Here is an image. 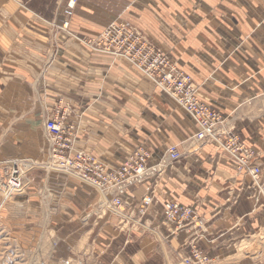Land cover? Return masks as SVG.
Instances as JSON below:
<instances>
[{
	"label": "crops",
	"instance_id": "0c3cea01",
	"mask_svg": "<svg viewBox=\"0 0 264 264\" xmlns=\"http://www.w3.org/2000/svg\"><path fill=\"white\" fill-rule=\"evenodd\" d=\"M81 1L68 34L57 14L67 0H0V168L24 154L46 156L44 122L62 111L65 124L77 129L73 149L109 167L137 145L150 149V164L176 146L179 159L157 178L126 188L124 218L156 231L155 254L167 263L197 247L213 264H264V203L250 198L248 176L213 144L194 141L190 116L127 61L99 56L74 40L95 36L117 16L130 20L173 57L198 97L225 117L264 166L263 1L118 0V8L115 0ZM30 174L36 187L59 192L41 205L50 212L56 247L65 243L81 257L90 250L99 260L135 249L147 255L152 237L123 231L119 215H106L99 191L84 196L76 179ZM147 194L155 199L146 206ZM168 202L192 206L198 219L175 229L163 218Z\"/></svg>",
	"mask_w": 264,
	"mask_h": 264
},
{
	"label": "built area",
	"instance_id": "2783aa9c",
	"mask_svg": "<svg viewBox=\"0 0 264 264\" xmlns=\"http://www.w3.org/2000/svg\"><path fill=\"white\" fill-rule=\"evenodd\" d=\"M264 3V0H262ZM78 0H67L62 11L59 29L69 33V25ZM90 51L115 60L122 58L131 68L147 78L155 87L171 98L194 121V141L213 144L217 151L228 154L234 161L238 173L248 176L247 188L254 203H264V166L257 164V152L246 145L234 128L225 126V117L211 109L198 97V87L191 77L181 71L176 63L129 25L110 22L94 37L81 40ZM67 112H56L44 122L49 140L46 165L52 164L60 171L92 185L104 198V209L119 213L122 203L120 194L132 185L152 177H158L169 162L180 157L176 146L169 147L162 156L150 164V149L136 146L126 160L116 167H109L83 150H74L77 129L65 124ZM45 166V167H46ZM39 165L29 159H20L6 171V180L1 186L3 199H8L22 190L26 173ZM107 195H110L108 198ZM107 198V199H106ZM148 199V197H146ZM149 200L144 199V202ZM121 212V211H120ZM163 215L175 229L192 225L198 215L192 206L168 202L163 206ZM183 264H208L209 256L199 249H192Z\"/></svg>",
	"mask_w": 264,
	"mask_h": 264
},
{
	"label": "rangeland",
	"instance_id": "374dc122",
	"mask_svg": "<svg viewBox=\"0 0 264 264\" xmlns=\"http://www.w3.org/2000/svg\"><path fill=\"white\" fill-rule=\"evenodd\" d=\"M13 1L19 4V0H13ZM79 1L83 2L81 0ZM115 3L117 8L121 5L119 4L118 0H115ZM64 7H65L64 4H61L59 6L57 14H62ZM114 21L129 25L130 27L137 30L145 38H147L152 44L158 47L155 41L145 31L141 30L130 20L124 17L117 16V18ZM106 26H104L99 32H101ZM98 33H96V35ZM86 38L89 37L76 36V39L74 40H76V42L80 44L81 41L79 39L83 41ZM162 52L173 60V57L169 53H166L164 51ZM129 68L131 70L133 69L130 66ZM44 139L46 141V147H45L46 156L33 157L28 154H24L19 158L13 159L11 162H4L2 164V167L0 168V189H1L2 184L6 180V171H8L11 168L12 164L17 162L18 160L25 158L39 165V168L36 167L26 173L25 177L23 178L22 190L20 191V193L11 196L8 199H3V194L0 191V264H183L182 263L183 259L189 256L190 251L188 254H185V256L183 255H180L178 257L171 256L168 259L170 263H167L164 257H157L155 254V249L157 248V237H155L154 235L155 233L153 234L152 232V230L153 231L155 230L151 227L145 230L140 226H138L137 224L133 222H129L124 217H120V216L118 217L119 219L118 224H120L123 231L140 232L139 230H142L144 234L148 232V235L152 237L151 238L152 241H149L150 243L153 242L152 245L148 243L149 244L148 246H150L151 248V249L148 248L149 249L148 252L151 251L149 254L147 252L146 256L139 257L137 255V253L139 252L135 249L137 253L125 254L124 257L120 256L119 253H115L114 258L112 259L99 260L92 255L90 250L88 251L86 257H84L85 253L84 254L81 253L83 256L81 257V256H77V254L74 253L71 254L68 246L65 243H63V248H60L59 246L56 247V242H55L56 235H54L50 231L51 227H49L50 212L49 211L45 212V210L41 207V205L45 201L51 202L52 196L57 198L59 196V192L52 190V193L50 195L49 194L50 192L47 189H45V187H43L42 185L36 187L35 183L37 180L35 181L34 178H32L30 172L44 170L46 173H49L51 174V176H55L57 178L67 177L69 179H76L81 184L77 188V191L83 194L84 196L90 197V192L93 190L94 192H96L97 190L92 185L83 183L78 178L60 171L52 164H49V167H47L46 165L49 162L48 159L49 140L46 133ZM144 181H141L139 184H142ZM86 188L89 191L88 193ZM83 189H86V191H84ZM124 192L120 194L122 203L119 207V210L123 214H126L123 208L124 200L122 199ZM146 197H148V199ZM97 199L99 201V197H97ZM144 199L149 201L144 202ZM154 199L150 194H147L142 197L141 201L147 206V204H151V202ZM101 203L103 204L102 200ZM107 213L112 215V213L109 212H106V215H108ZM132 219L138 220L133 217ZM164 221L166 223H169L165 220V218ZM194 248L199 249L197 247ZM194 248H191L190 250ZM200 251L204 252L203 250ZM73 254L74 256H72ZM208 264H213V259L209 258Z\"/></svg>",
	"mask_w": 264,
	"mask_h": 264
},
{
	"label": "bare ground",
	"instance_id": "6f19581e",
	"mask_svg": "<svg viewBox=\"0 0 264 264\" xmlns=\"http://www.w3.org/2000/svg\"><path fill=\"white\" fill-rule=\"evenodd\" d=\"M118 215L121 216V217H124V214H123L122 212H120V211H119ZM128 218H129V217H128ZM143 227H144V226H143ZM147 229H148V228H147Z\"/></svg>",
	"mask_w": 264,
	"mask_h": 264
}]
</instances>
